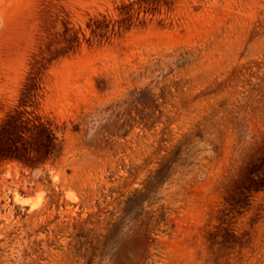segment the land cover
Masks as SVG:
<instances>
[{
	"label": "rangeland",
	"instance_id": "rangeland-1",
	"mask_svg": "<svg viewBox=\"0 0 264 264\" xmlns=\"http://www.w3.org/2000/svg\"><path fill=\"white\" fill-rule=\"evenodd\" d=\"M0 264H264V0H0Z\"/></svg>",
	"mask_w": 264,
	"mask_h": 264
},
{
	"label": "bare ground",
	"instance_id": "bare-ground-1",
	"mask_svg": "<svg viewBox=\"0 0 264 264\" xmlns=\"http://www.w3.org/2000/svg\"><path fill=\"white\" fill-rule=\"evenodd\" d=\"M142 129V128H141ZM24 202H27L28 200L27 199H25V200H23Z\"/></svg>",
	"mask_w": 264,
	"mask_h": 264
}]
</instances>
